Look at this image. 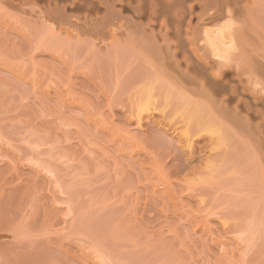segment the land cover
Instances as JSON below:
<instances>
[{
  "label": "rangeland",
  "instance_id": "rangeland-1",
  "mask_svg": "<svg viewBox=\"0 0 264 264\" xmlns=\"http://www.w3.org/2000/svg\"><path fill=\"white\" fill-rule=\"evenodd\" d=\"M243 3L230 65L263 68L264 0ZM19 8L0 0V261L264 264L251 125L179 83L158 37Z\"/></svg>",
  "mask_w": 264,
  "mask_h": 264
},
{
  "label": "bare ground",
  "instance_id": "bare-ground-1",
  "mask_svg": "<svg viewBox=\"0 0 264 264\" xmlns=\"http://www.w3.org/2000/svg\"><path fill=\"white\" fill-rule=\"evenodd\" d=\"M2 1L14 9L35 5L46 20L67 24L102 43L119 28L158 37L164 42L157 52L163 67L179 83L200 88L211 100L216 97L223 112L228 109L234 119L251 125V133L264 144V67L230 65L238 39L236 21L246 6L243 0Z\"/></svg>",
  "mask_w": 264,
  "mask_h": 264
}]
</instances>
